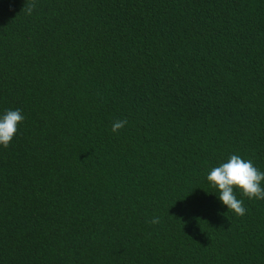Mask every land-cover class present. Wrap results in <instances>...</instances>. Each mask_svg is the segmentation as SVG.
<instances>
[{
  "label": "trees",
  "instance_id": "obj_1",
  "mask_svg": "<svg viewBox=\"0 0 264 264\" xmlns=\"http://www.w3.org/2000/svg\"><path fill=\"white\" fill-rule=\"evenodd\" d=\"M17 108L0 264H264V200L235 215L206 179L264 172V0H0Z\"/></svg>",
  "mask_w": 264,
  "mask_h": 264
},
{
  "label": "clouds",
  "instance_id": "obj_2",
  "mask_svg": "<svg viewBox=\"0 0 264 264\" xmlns=\"http://www.w3.org/2000/svg\"><path fill=\"white\" fill-rule=\"evenodd\" d=\"M23 121L24 115L18 108L6 109L0 113V146L10 145ZM126 124V119L115 120L111 130L116 133ZM206 179L218 191L216 196L221 204L235 215L243 216L246 213L243 201L236 196L237 191L249 200H264V172L239 154H231L226 161L211 168ZM151 223H159V218L154 217Z\"/></svg>",
  "mask_w": 264,
  "mask_h": 264
}]
</instances>
